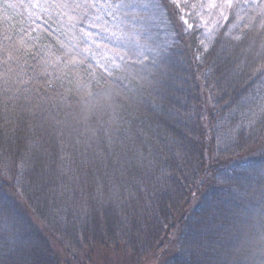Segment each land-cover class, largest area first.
Wrapping results in <instances>:
<instances>
[{
    "label": "trees",
    "instance_id": "1",
    "mask_svg": "<svg viewBox=\"0 0 264 264\" xmlns=\"http://www.w3.org/2000/svg\"><path fill=\"white\" fill-rule=\"evenodd\" d=\"M243 16L204 45L172 0H0V264H264Z\"/></svg>",
    "mask_w": 264,
    "mask_h": 264
},
{
    "label": "rangeland",
    "instance_id": "2",
    "mask_svg": "<svg viewBox=\"0 0 264 264\" xmlns=\"http://www.w3.org/2000/svg\"><path fill=\"white\" fill-rule=\"evenodd\" d=\"M179 9L182 22L187 28L196 25L204 45L209 42L220 28L230 25L227 35L231 34L236 23L242 22L246 13H255L264 18V0H172ZM235 21V22H234ZM234 22V23H233ZM251 226L250 234L255 232ZM145 264H156L155 260Z\"/></svg>",
    "mask_w": 264,
    "mask_h": 264
},
{
    "label": "snow or ice",
    "instance_id": "3",
    "mask_svg": "<svg viewBox=\"0 0 264 264\" xmlns=\"http://www.w3.org/2000/svg\"><path fill=\"white\" fill-rule=\"evenodd\" d=\"M5 63H7V60L5 61ZM262 110H264V109H262Z\"/></svg>",
    "mask_w": 264,
    "mask_h": 264
}]
</instances>
